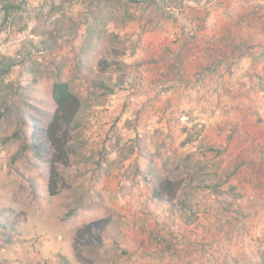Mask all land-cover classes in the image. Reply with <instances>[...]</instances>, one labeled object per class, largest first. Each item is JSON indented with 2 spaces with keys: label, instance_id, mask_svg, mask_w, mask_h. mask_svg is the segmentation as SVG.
I'll list each match as a JSON object with an SVG mask.
<instances>
[{
  "label": "rangeland",
  "instance_id": "1",
  "mask_svg": "<svg viewBox=\"0 0 264 264\" xmlns=\"http://www.w3.org/2000/svg\"><path fill=\"white\" fill-rule=\"evenodd\" d=\"M4 4L15 10L0 12V70L13 65L0 74V110L21 90L28 114L53 113L58 79L82 109L53 194L45 157L15 156L17 114L0 117V264H263L264 190L227 171L231 161L200 137L204 111L166 90L160 62L181 40L186 1ZM251 174L243 179L264 178ZM166 179L176 195L156 199Z\"/></svg>",
  "mask_w": 264,
  "mask_h": 264
},
{
  "label": "crops",
  "instance_id": "2",
  "mask_svg": "<svg viewBox=\"0 0 264 264\" xmlns=\"http://www.w3.org/2000/svg\"><path fill=\"white\" fill-rule=\"evenodd\" d=\"M185 1L181 40L160 62L168 72L166 90L177 94L181 107L193 104L199 116L204 111L208 121L200 137L207 133L212 151L231 161L224 162L227 171L261 192L263 177L243 178L264 172V0ZM213 34L216 43L207 51ZM173 62L182 64V74L170 71Z\"/></svg>",
  "mask_w": 264,
  "mask_h": 264
},
{
  "label": "trees",
  "instance_id": "3",
  "mask_svg": "<svg viewBox=\"0 0 264 264\" xmlns=\"http://www.w3.org/2000/svg\"><path fill=\"white\" fill-rule=\"evenodd\" d=\"M13 10L15 9L12 4H4L0 12L4 11V16L7 18L13 13ZM11 65L3 67L0 70V74L7 73ZM177 67L178 70L176 69L175 75L182 74L184 70L182 65L177 63ZM170 71L173 73L172 69ZM167 73L166 70L165 76H167ZM202 78L201 76L200 79ZM52 96L56 104L54 112L45 117L38 116L35 112L28 114L26 110L27 99L21 90H17L9 96V102L5 105L4 110H0V117L8 115L11 111L17 114L21 121V126L13 135V139L19 142V151L15 156L27 155L29 152L41 158L44 156L50 164L49 188L53 194L57 193L58 186H61L63 183L59 166L65 167L70 164L72 130L76 129L79 125L76 121L82 109V100L72 90L70 83L61 79L54 81ZM33 109L38 111L37 108ZM22 124H24L25 129L21 128ZM176 192L177 187H175V182L171 179H166L160 181L159 186L155 188L154 196L160 200L166 196L172 199L175 197ZM99 223L101 222H96L95 224L99 225ZM4 228L7 229L8 226L4 224ZM260 263L264 264V260Z\"/></svg>",
  "mask_w": 264,
  "mask_h": 264
},
{
  "label": "built area",
  "instance_id": "4",
  "mask_svg": "<svg viewBox=\"0 0 264 264\" xmlns=\"http://www.w3.org/2000/svg\"><path fill=\"white\" fill-rule=\"evenodd\" d=\"M188 118L186 117V116H183L182 118H181V120L182 121H185V120H187ZM264 119V118H263Z\"/></svg>",
  "mask_w": 264,
  "mask_h": 264
}]
</instances>
